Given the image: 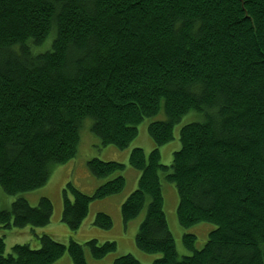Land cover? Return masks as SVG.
I'll use <instances>...</instances> for the list:
<instances>
[{"label":"trees","instance_id":"1","mask_svg":"<svg viewBox=\"0 0 264 264\" xmlns=\"http://www.w3.org/2000/svg\"><path fill=\"white\" fill-rule=\"evenodd\" d=\"M161 103L166 119L147 127L154 147L132 148L127 163L139 177L120 206L124 226L145 208L135 246L161 254L149 264H264V0H0L6 194L45 185L54 165L74 159L85 118L103 146L125 149ZM189 111L202 119L180 128L181 147L164 165L158 147ZM127 165L91 158L92 191L65 184L61 221L72 232L91 203L123 191ZM161 176L177 189L181 226H216L199 249L196 235L183 234L188 255L176 251ZM52 213L48 197L35 206L18 197L0 208V228L43 227ZM93 225L108 230L113 221L97 211ZM36 240L37 248L14 244L4 254L0 236V264H52L65 252L88 264L117 246L43 232ZM110 262L143 264L130 253Z\"/></svg>","mask_w":264,"mask_h":264},{"label":"rangeland","instance_id":"2","mask_svg":"<svg viewBox=\"0 0 264 264\" xmlns=\"http://www.w3.org/2000/svg\"><path fill=\"white\" fill-rule=\"evenodd\" d=\"M166 115L163 108V103L156 115L143 118L138 124L137 136L130 142L125 149H118L113 145L103 146L100 142L99 137L93 134L90 130L91 120L85 118L83 125L80 130V140L77 148V155L71 161H68L62 165H54L52 167L51 175L45 185L25 192H19L14 195L6 194L0 187V208L8 209L10 204L18 197H22L28 201L32 206L37 204L40 197H48L53 204V213L50 222L43 227H31L25 226L23 228L12 227L10 229L0 228V236L4 237L5 251L4 254H8L11 247L14 244H29L31 248L39 247V243L36 240V235L43 233L49 234L53 239L61 243H67L69 239L75 240V233L72 232L68 226L61 221V210H62V191L65 184L70 180L75 186L80 188L84 193L89 191L85 189L93 184L97 185L98 178L90 177V173L86 167V161L91 158H98L103 161H117L123 164L128 163L129 154L132 148L139 147L148 154L154 147V142L149 136L147 127L148 124L155 120H165ZM202 117L195 111H189L176 123L173 127V139L164 145L158 147L160 152V162L164 165H169L172 154L174 151L181 147L179 141V130L180 128L189 122L201 120ZM128 170H124V178L126 180V186L123 191L115 196L107 197L105 199L97 200L90 204L87 217L81 223L76 230L79 237L83 238L80 242L86 241L90 238H94L99 242L106 240H113L116 242V250L112 253L107 254L102 259H93L88 257V264H110V260L113 261L117 255L126 253L132 254L138 261L143 264H149L157 257H160V253H145L140 251L134 242V237L137 232L138 226L145 215V208L141 210L139 215L128 222L124 226L120 206V196L125 194L127 191H132L136 188L137 180L133 168L126 166ZM93 178V179H92ZM161 187L164 201V212L169 229L172 233L175 248L179 256L188 255L191 252L188 251L183 242L182 236L184 233H191L196 235L195 247L201 248L207 240L208 233L216 226L211 223L200 222L189 227H183L177 220L176 208L178 204L177 189L173 182H169L161 176ZM92 191V190H91ZM87 193V192H86ZM118 205V215L121 220L119 226L115 218V211ZM97 211L107 213L113 221V225L108 230L100 229L93 225V219L89 221L90 217H94ZM79 242V241H78ZM52 264H72L71 259L67 252L63 254L58 260Z\"/></svg>","mask_w":264,"mask_h":264},{"label":"crops","instance_id":"3","mask_svg":"<svg viewBox=\"0 0 264 264\" xmlns=\"http://www.w3.org/2000/svg\"><path fill=\"white\" fill-rule=\"evenodd\" d=\"M128 170V168H125V171ZM135 177H136V180H138V177H139V172H135ZM96 186L95 182H93V184L91 186L88 187V190L91 191L94 187ZM129 191L125 192V194H123L122 196H120V201H119V204L122 202V200L128 195ZM115 218H116V221L118 222L119 226L121 225V220H120V217L118 215V205L116 207V211H115ZM93 219V217H90L89 218V221H91ZM75 233V240L76 241H81L83 240V238L79 237L78 234L76 233V231L74 232Z\"/></svg>","mask_w":264,"mask_h":264}]
</instances>
